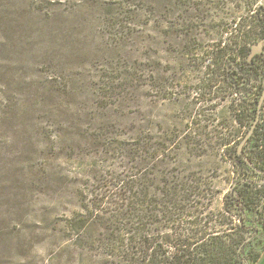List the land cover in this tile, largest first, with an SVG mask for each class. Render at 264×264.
I'll list each match as a JSON object with an SVG mask.
<instances>
[{
    "label": "rangeland",
    "instance_id": "rangeland-1",
    "mask_svg": "<svg viewBox=\"0 0 264 264\" xmlns=\"http://www.w3.org/2000/svg\"><path fill=\"white\" fill-rule=\"evenodd\" d=\"M262 38L264 0H0V264H106L66 229L90 173L115 168L111 128L172 135L170 164L210 186L217 210L262 179L238 156L253 118L235 116L264 87V54L251 93L241 79ZM243 224L252 264L264 216Z\"/></svg>",
    "mask_w": 264,
    "mask_h": 264
},
{
    "label": "trees",
    "instance_id": "trees-1",
    "mask_svg": "<svg viewBox=\"0 0 264 264\" xmlns=\"http://www.w3.org/2000/svg\"><path fill=\"white\" fill-rule=\"evenodd\" d=\"M245 26H250V22ZM263 54H256L253 62L245 61L246 71L241 79L248 93L253 85L250 70L255 58ZM263 89L257 100L254 99V106L248 94L242 101L245 107L235 112L241 123L248 117L253 118L241 142L259 116ZM111 129L114 137L111 144L116 142L115 168L90 173L93 175L85 180L80 193L79 217L71 219L66 234H77L81 248L105 255L106 264L243 262L241 249L245 236L241 231L246 212L261 211L264 216V102L246 143L252 142L250 153H246V145L244 154L238 152L240 161L263 178H244L237 182L242 185L240 192L237 186L231 187L221 211L213 206L214 191L210 186L198 192L202 184L181 172L175 162L170 164L171 151L177 148L172 135H157L143 126L139 138L122 140L115 128ZM77 221L79 233L73 227ZM232 232L239 233L240 237L231 241L228 236Z\"/></svg>",
    "mask_w": 264,
    "mask_h": 264
},
{
    "label": "water",
    "instance_id": "water-1",
    "mask_svg": "<svg viewBox=\"0 0 264 264\" xmlns=\"http://www.w3.org/2000/svg\"><path fill=\"white\" fill-rule=\"evenodd\" d=\"M262 52H264V38L261 39L259 42H255L252 45L251 52H250V54L248 56V60L250 62H253L254 56L256 54L262 53ZM263 102H264V89H263L262 96L260 98V103H259V116H258V118L260 117V112H261V108H262ZM258 118L254 122L251 130L248 132V134L245 136V138L240 143V146H239V149H238L239 154H244V146L246 145V143L248 142L249 138L251 137V135H252V133L254 131V128H255V125H256V122H257Z\"/></svg>",
    "mask_w": 264,
    "mask_h": 264
},
{
    "label": "crops",
    "instance_id": "crops-1",
    "mask_svg": "<svg viewBox=\"0 0 264 264\" xmlns=\"http://www.w3.org/2000/svg\"><path fill=\"white\" fill-rule=\"evenodd\" d=\"M252 264H264V248L261 250L259 258L254 261Z\"/></svg>",
    "mask_w": 264,
    "mask_h": 264
}]
</instances>
